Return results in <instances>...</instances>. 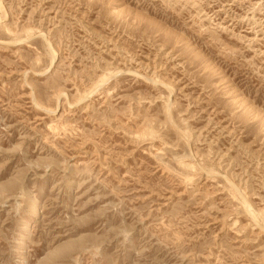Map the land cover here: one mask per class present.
I'll return each instance as SVG.
<instances>
[{"label":"rangeland","instance_id":"374dc122","mask_svg":"<svg viewBox=\"0 0 264 264\" xmlns=\"http://www.w3.org/2000/svg\"><path fill=\"white\" fill-rule=\"evenodd\" d=\"M0 264H264V0H0Z\"/></svg>","mask_w":264,"mask_h":264},{"label":"bare ground","instance_id":"6f19581e","mask_svg":"<svg viewBox=\"0 0 264 264\" xmlns=\"http://www.w3.org/2000/svg\"><path fill=\"white\" fill-rule=\"evenodd\" d=\"M42 33H43V32H42ZM52 52H53V56H52V59H53V58L55 57V50H52ZM52 61H53V60H51V63H52ZM153 69H154V68H153ZM119 71H120V70H119ZM127 72H128V71H127ZM129 72H131V69H130ZM132 72H133V74H135L134 71H132ZM132 72H131V73H132ZM116 74H117V73H116ZM136 74L138 75L137 72H136ZM140 75H141V74H140ZM140 75H139V76H140ZM109 76H110V75H109ZM143 76H144V75H143ZM144 77H145V76H144ZM96 79H97V78H96ZM146 79H147V78H146ZM104 80H106V79L104 78V79L101 81V83H102ZM154 82H156V80H155ZM158 82H159V81H158ZM97 84H98V82H97ZM165 84H166V83H165ZM99 85H100V83H99ZM99 85H98V86H99ZM162 85H163V84H162ZM95 86H96V84H95ZM163 86H164V85H163ZM167 86H169V85H167ZM166 88H167V89L169 88L168 90H170V91L173 90V89H172V90L170 89L171 87H166ZM92 89H93V88H92ZM93 90H94V89H93ZM89 92H90V91H89ZM64 93H65V92H64ZM169 93H170V92H169ZM85 97H86V96H85ZM165 107H166V106H165ZM168 108H169V107H168ZM169 111H171V110H169ZM164 112H165V111H164ZM165 113H166V112H165ZM168 114H170V113L168 112ZM168 114H167V115H168ZM168 117H169V115H168ZM166 119L168 120V118H166ZM169 119H170V118H169ZM168 122H169V120H168ZM171 124H172V123H171ZM233 177H234V176H233ZM230 178H231V177H229V179H230ZM230 181H231V180H230ZM231 183L233 184L232 181H231ZM230 185H231V184H230ZM234 185H235V184H234ZM235 187H237V185H236ZM234 189H235V188H234ZM237 191H238V188H237ZM238 192H239V191H238ZM240 195H241V197H242V202H243L242 204H244V206L247 208V210H248L249 212H251V214L249 213L250 216H251L252 214L255 215L256 213H255V214L252 213V212H254V209L251 208L252 206L249 204L250 202H248L247 198H246L242 193H240ZM248 211H247V212H248ZM255 217H257V215H256ZM255 221H256V224H258V221L256 220V218H255ZM261 225H262V224H261Z\"/></svg>","mask_w":264,"mask_h":264}]
</instances>
